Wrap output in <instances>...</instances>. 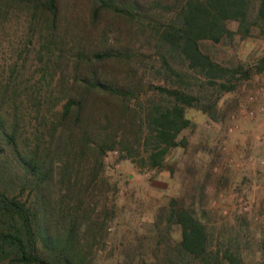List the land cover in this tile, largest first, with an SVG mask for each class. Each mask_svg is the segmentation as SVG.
Segmentation results:
<instances>
[{
	"label": "trees",
	"instance_id": "1",
	"mask_svg": "<svg viewBox=\"0 0 264 264\" xmlns=\"http://www.w3.org/2000/svg\"><path fill=\"white\" fill-rule=\"evenodd\" d=\"M20 14V51L34 47L40 78L19 77L15 66L0 74V264H83L94 227L106 226L104 217L88 212L96 188L107 184L99 177L103 157L117 149L121 158L133 156L146 130L151 147L145 163L161 168L190 124L185 109L199 102L181 87L173 62L234 89L232 78L248 75L250 66H221L200 42L249 36L253 28L264 33V0H0V29ZM120 21L143 35L150 27L165 76L178 84H149L167 97L143 110L133 99L143 86L146 51L133 49L134 35ZM230 21L236 31L227 27ZM207 105L201 109L209 112ZM177 202L171 199L169 219L180 228L178 253L202 257L204 264H238L229 248L205 259L206 224L194 209L176 208Z\"/></svg>",
	"mask_w": 264,
	"mask_h": 264
},
{
	"label": "rangeland",
	"instance_id": "2",
	"mask_svg": "<svg viewBox=\"0 0 264 264\" xmlns=\"http://www.w3.org/2000/svg\"><path fill=\"white\" fill-rule=\"evenodd\" d=\"M5 22L0 29V74L15 66L19 77L31 82L40 78L34 47L20 51L23 14ZM120 26L134 35V50L146 51L139 71L143 86L133 99L143 110L167 97L149 84L166 88L178 84L165 76L148 36L150 27L143 35L130 22L120 21ZM227 27L236 31L237 24L230 21ZM145 36L146 41L140 40ZM200 47L221 66L251 69L248 75L232 78L234 89L227 91L186 64L173 62L183 90L199 99L196 106L185 109L190 124L179 133L180 145L169 149L159 169L145 163L151 147L146 130L133 156L121 158L124 153L117 149L103 157L99 177L107 184L96 188V203L88 212L93 219L104 217L106 226L98 231L94 227L96 238L87 241L83 264H204L202 257L193 259L177 251L180 228L174 218L169 219L174 198L176 208L194 209L206 224V260L211 252L220 249L222 254L229 248L239 257L238 264H264V33L253 28L249 36L235 33L220 42L202 40ZM204 105H212L209 112L201 109ZM26 128L30 132L31 127Z\"/></svg>",
	"mask_w": 264,
	"mask_h": 264
}]
</instances>
